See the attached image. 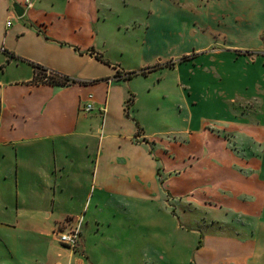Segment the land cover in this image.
<instances>
[{
    "label": "crops",
    "instance_id": "0c3cea01",
    "mask_svg": "<svg viewBox=\"0 0 264 264\" xmlns=\"http://www.w3.org/2000/svg\"><path fill=\"white\" fill-rule=\"evenodd\" d=\"M0 264H264V0H0Z\"/></svg>",
    "mask_w": 264,
    "mask_h": 264
},
{
    "label": "built area",
    "instance_id": "2783aa9c",
    "mask_svg": "<svg viewBox=\"0 0 264 264\" xmlns=\"http://www.w3.org/2000/svg\"><path fill=\"white\" fill-rule=\"evenodd\" d=\"M9 25V22L6 23ZM47 76L43 78L46 80ZM83 111L88 112L91 110V104L88 103L83 106ZM54 236L56 240L63 246L69 248H75L79 244L80 240V224L70 226L67 230H55Z\"/></svg>",
    "mask_w": 264,
    "mask_h": 264
},
{
    "label": "rangeland",
    "instance_id": "374dc122",
    "mask_svg": "<svg viewBox=\"0 0 264 264\" xmlns=\"http://www.w3.org/2000/svg\"><path fill=\"white\" fill-rule=\"evenodd\" d=\"M204 216V215H203ZM203 217L202 216H199L198 219L196 218V220L192 221V220H189V221H184L181 217L179 218V222L180 223H187L188 225L194 227L196 230H205L207 229V226L210 224V221L206 220L205 216V220L202 219ZM86 221V220H85ZM85 221H84V224H85ZM83 224V226H84ZM60 230H62L61 228H59ZM198 241H200V236H195V237H189L187 239V244L188 246L190 247H194L195 245H198Z\"/></svg>",
    "mask_w": 264,
    "mask_h": 264
},
{
    "label": "trees",
    "instance_id": "16d2710c",
    "mask_svg": "<svg viewBox=\"0 0 264 264\" xmlns=\"http://www.w3.org/2000/svg\"><path fill=\"white\" fill-rule=\"evenodd\" d=\"M35 70H37L35 78L33 79L34 83H40V82H47L50 84H54V85H58V86H65L69 83H73L75 82L74 80H69L68 78H62L61 80H57L55 78L52 77H47L46 80H43V77H45L46 75H43V69L38 67V66H34ZM43 75V77L39 76V75ZM131 74H128L126 77H129Z\"/></svg>",
    "mask_w": 264,
    "mask_h": 264
},
{
    "label": "water",
    "instance_id": "95a60500",
    "mask_svg": "<svg viewBox=\"0 0 264 264\" xmlns=\"http://www.w3.org/2000/svg\"><path fill=\"white\" fill-rule=\"evenodd\" d=\"M12 9L17 16H21L23 13V9L19 7L17 4H12Z\"/></svg>",
    "mask_w": 264,
    "mask_h": 264
}]
</instances>
